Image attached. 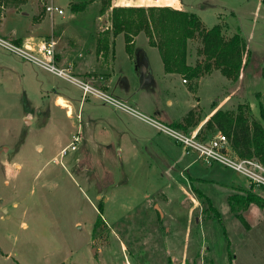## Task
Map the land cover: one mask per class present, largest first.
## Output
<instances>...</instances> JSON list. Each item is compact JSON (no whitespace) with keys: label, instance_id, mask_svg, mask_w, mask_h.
<instances>
[{"label":"rangeland","instance_id":"rangeland-1","mask_svg":"<svg viewBox=\"0 0 264 264\" xmlns=\"http://www.w3.org/2000/svg\"><path fill=\"white\" fill-rule=\"evenodd\" d=\"M69 1L52 0L63 9L64 16L70 14ZM72 1L86 2L83 13L70 22L79 34L99 12V0ZM45 2L27 0L20 9L40 11ZM128 3L180 5L195 12L206 27L221 23L226 35L239 32L251 54L243 79L233 83L215 70L196 86L194 82L186 86H193L194 98L198 97L205 110L219 102L226 90L237 87L223 105L230 108L247 100L253 116L264 123L258 106L260 100L264 109V78L260 74L264 67V3L258 9L255 0ZM4 10L2 30L15 27L18 34L26 32L28 18L12 13L14 9ZM105 22L104 17L102 25ZM46 23L49 25L48 19ZM138 34L133 40L142 44L146 36ZM5 36L0 33V37ZM115 40L117 70L124 67L123 35L118 34ZM197 45V39L190 40L192 60ZM3 53L10 57L13 71L9 73L12 81L0 87V264H230L228 253L232 254V264H264V209L250 204L246 209L231 210L228 200L229 195L243 194L250 188L263 193L259 185L220 162L207 164L199 158L184 168L177 155L167 154L174 148L188 157L183 147L174 146L167 133L130 113L135 124L120 148H115L114 137V143L107 147L101 139L82 144L78 134L79 141L70 148L69 135L60 123L53 122L54 118H64V111L52 101L54 91H65L79 99L81 86L0 46V55ZM143 57V50L135 54L138 75L142 74ZM153 65L159 67L154 59ZM117 73L122 75V71ZM176 79L179 86L171 105L165 103L163 93L155 100L140 94L145 109L129 100L124 102L161 125L172 127L170 123L181 119L187 103L193 100L180 83L181 74ZM254 91H259L258 99ZM86 95L97 99L94 109L108 111V107H115L109 102H103V106L102 100L91 93ZM153 102L162 106L161 114L152 113ZM91 104H84L83 117ZM149 127L162 135L159 154L143 141L142 135L151 133ZM137 132L138 137L134 136ZM127 140H132L137 149L141 147L143 153L133 155ZM99 202L105 224L94 237ZM236 213L242 214L248 227Z\"/></svg>","mask_w":264,"mask_h":264},{"label":"crops","instance_id":"crops-1","mask_svg":"<svg viewBox=\"0 0 264 264\" xmlns=\"http://www.w3.org/2000/svg\"><path fill=\"white\" fill-rule=\"evenodd\" d=\"M128 1L129 0H111L112 5H131L130 3H128ZM262 3L263 2L261 0H255L256 9L261 8ZM163 5L170 4L166 3ZM178 6H175V8L183 9L180 7V5ZM5 12L0 25V33L6 35L4 38L10 39L12 41H15V39H20V44L32 43L33 45L41 39H52L54 41V52L57 64L62 67H69V71L73 72L76 77L82 79L83 82L92 85L96 89L101 90L104 93L111 95L112 97L117 96L119 97L117 99L123 102L129 100L137 107L144 109L145 107L142 105L141 100L139 99V95L142 93H146L147 95L154 97V100L155 97L158 98L163 93L165 97V103L171 105L175 102L173 98L175 97V93L179 86L176 79V77H178V73H169L163 70V65L158 50L148 44L146 37L145 41L142 42V44H136L135 40H133L130 49H127L125 41L123 42L121 46L123 48L124 67L120 66L117 70L114 68V61L116 58V37L113 41L109 42L108 48L97 51L96 35L99 31H102L109 27V10L105 11L102 14L97 12L94 18L90 20L92 23L89 22L87 24V27L84 26L83 31L79 34L75 33L74 28H71L72 25L70 22L73 19H76L80 14H82V11H70V14L68 16H64L63 13L58 14L56 12L53 15L49 16L44 11V9L38 11L36 9L31 10L30 8L22 9L20 11H12V13L26 16L28 18L27 24H29L30 22L29 27H27V30H25L26 32H24L23 34H18L19 32H17L15 27L5 31L2 30V25L6 15ZM39 13V20L37 22H33V17ZM104 17L106 18V22L105 25H102V20ZM47 19L49 25H47L46 23ZM37 30L44 33L35 34ZM103 45H106V42H104ZM141 49L144 52V57L141 69L142 74L138 75V73H136V63L134 62V58L135 54L142 52ZM153 59L155 61V65L159 64L158 68H155V66L153 65ZM189 60L193 61L192 59ZM12 71L13 66L11 64L10 57H8L6 54L0 55V87L3 84H9L12 81V74H9L12 73ZM118 71H122V75L120 73H117ZM213 72L201 76L197 80V83L205 77L210 76ZM118 75L121 76L118 77ZM243 76L244 72L243 70H241L238 79L234 82L243 79ZM180 83H182L181 85L184 87V89L186 88V90L193 97V100L187 103L186 108L188 109L184 110L183 116L188 110L192 108L196 109L200 116V121L195 128L196 131H198V129L205 122L206 118L217 108H226V106H224L223 104L227 100H229V97L234 95L235 91L238 89L237 87H235V89L226 90L219 102H217L216 104L213 103L212 105H208L207 109L205 110L203 106H200L198 97L196 99L194 98V88H192L191 86H186L189 82L183 81V77L181 76ZM256 92L257 91H254V95ZM58 98H61L64 103H59ZM90 98L93 97H89V95L83 96V94H81L80 98L77 99L68 92L54 91L52 104L64 111V118H54L56 120L52 119L51 121L54 120V123H60L64 131L70 137L69 142L71 141L72 135L78 134L80 135L82 144H86L87 141H96V139H98L99 141V139H101L102 141L100 142L104 143V146L109 147L114 143L112 141V138L114 137L117 141L115 148H120L124 137L129 136V131L132 127L131 125L135 124L134 121H131L128 115L129 113L144 118L142 119L139 117L144 122H146L148 126H153L155 130H159L156 126L157 120L149 117V115L140 113L135 108L133 109L129 106L132 110H125L117 107H108V111L99 109L97 110L92 108V106H95L94 103L97 99L93 98V100L91 101ZM86 102H92V104L87 110L88 113L83 117L82 110ZM104 103L102 101L101 104L104 106ZM153 104L155 106L152 113L161 114L162 106H158L159 103L156 102H153ZM74 112L76 113L75 117L73 116ZM123 112H126L125 115ZM173 119H170L169 121H172ZM150 131L151 133L142 135L143 141L145 145L146 143H148L154 154H156V152L159 154L161 152L162 135L161 133H159L160 131L155 132L152 127ZM132 133L134 134V131ZM134 136L138 137V132ZM69 142L67 144H69ZM127 144L132 145L133 155H141V153H143L142 148L140 147V149H137L135 143H133L132 140L130 142H128L127 140ZM172 144L174 146H179L174 141L172 142ZM173 149L174 148L168 149L167 154L177 155L176 157H178V160L182 162L184 168L190 167L194 163L200 161L199 158L198 160L196 159V154L194 152L188 153V157H185L182 156L183 154L179 150ZM149 166L153 167L154 164L149 163ZM108 200L109 197H106L105 202H108Z\"/></svg>","mask_w":264,"mask_h":264},{"label":"trees","instance_id":"trees-1","mask_svg":"<svg viewBox=\"0 0 264 264\" xmlns=\"http://www.w3.org/2000/svg\"><path fill=\"white\" fill-rule=\"evenodd\" d=\"M264 3V0H261ZM27 0H0V25L4 15V7L20 11V7ZM99 13L109 10L110 25L96 35L97 51L108 48L118 34H122L127 49H130L133 37L143 33L149 45L155 47L160 55L163 70L181 74L185 81L194 82L214 70L219 71L230 82L238 79L241 70L250 60V50L245 39L239 32L226 35L224 26L215 23L206 27L200 17L192 11L178 9L170 5H112L111 0H99ZM86 2L69 1L72 12L82 11ZM42 10V8H41ZM40 13L33 17L37 22ZM197 39L195 57L190 61V40ZM20 44V39L14 41ZM106 42V45L103 43ZM264 78V67L260 70ZM193 88V86H191ZM259 97V91L255 93ZM261 117H264L263 104L258 100ZM200 121L196 109L186 112L181 119L171 122V126L185 133L193 131ZM221 131L228 140L232 154L239 158H254L264 165V123L262 119L253 116L250 103L247 100L237 102L230 108H217L212 112L198 129L199 139H208ZM263 193L255 192L252 188L243 194L228 196L231 210L246 209L250 204H256L264 209V186H260ZM211 206V204H210ZM214 210V208L211 206ZM99 215L93 225L92 233L96 234L105 222L102 217V203L98 206ZM216 214L218 212L215 210ZM238 219L248 227L245 218L236 213ZM229 263L232 254L228 253ZM67 264V263H61Z\"/></svg>","mask_w":264,"mask_h":264},{"label":"built area","instance_id":"built-area-1","mask_svg":"<svg viewBox=\"0 0 264 264\" xmlns=\"http://www.w3.org/2000/svg\"><path fill=\"white\" fill-rule=\"evenodd\" d=\"M44 11L49 16L53 15L55 12L58 14L63 13V9L53 4L52 1H46L44 3ZM28 44H17L10 39L0 37L1 47L42 66L55 75L62 76L74 83H78L82 88L83 95L91 93L97 98H100L103 102H109L117 108L125 110L131 109L125 102L96 89L92 85L79 80L75 76H72L69 67L59 66L56 62L54 41L52 39H41L34 45L32 43ZM183 81L185 80L183 79ZM156 126L158 129L167 133L176 144L182 146L187 154L194 152L198 158L207 164L220 162L242 174L254 184L264 186V165L254 158H239L232 154L228 145L227 137L221 131H217L211 138L199 139L196 136V130L192 133H185L177 128L161 125L158 121L156 122ZM78 141L79 136L74 134L67 146L74 148L75 143ZM62 150L64 151L65 148Z\"/></svg>","mask_w":264,"mask_h":264},{"label":"bare ground","instance_id":"bare-ground-1","mask_svg":"<svg viewBox=\"0 0 264 264\" xmlns=\"http://www.w3.org/2000/svg\"><path fill=\"white\" fill-rule=\"evenodd\" d=\"M58 102L61 103V104L64 103V101L61 98H58Z\"/></svg>","mask_w":264,"mask_h":264},{"label":"water","instance_id":"water-1","mask_svg":"<svg viewBox=\"0 0 264 264\" xmlns=\"http://www.w3.org/2000/svg\"><path fill=\"white\" fill-rule=\"evenodd\" d=\"M141 69H142V67H141Z\"/></svg>","mask_w":264,"mask_h":264}]
</instances>
